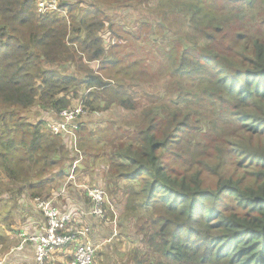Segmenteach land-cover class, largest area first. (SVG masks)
<instances>
[{
	"label": "trees",
	"instance_id": "trees-1",
	"mask_svg": "<svg viewBox=\"0 0 264 264\" xmlns=\"http://www.w3.org/2000/svg\"><path fill=\"white\" fill-rule=\"evenodd\" d=\"M39 1L0 0V180L12 182L19 207L52 198L74 170L95 175L91 188L109 199L105 220L132 238L118 264H264V0H224L227 15L218 0H166L155 27L180 40L155 55V85L145 71L128 74L138 62L117 69L112 50L127 43L115 10L95 3L108 0H58L45 14ZM75 102L87 119L54 134L49 125ZM34 107L44 116L32 123L23 113ZM111 110L129 117L123 127L84 126ZM68 140L77 147L67 150ZM169 149L187 169L180 175L164 160ZM70 185L57 204L75 218Z\"/></svg>",
	"mask_w": 264,
	"mask_h": 264
},
{
	"label": "rangeland",
	"instance_id": "rangeland-1",
	"mask_svg": "<svg viewBox=\"0 0 264 264\" xmlns=\"http://www.w3.org/2000/svg\"><path fill=\"white\" fill-rule=\"evenodd\" d=\"M60 1L63 2L65 0ZM87 1L93 2L90 0ZM111 2L112 1L108 0L103 3L98 1L95 3L105 7H108L109 5L110 8L115 10L110 12L111 18L113 19V24H115L114 28L118 29V33L120 36H122H118V38L120 37V41L127 43L126 46L116 47L112 50L118 53L117 60H120L115 63L122 64L117 66V69L125 68L134 62H138L136 67L130 66V69L127 71L128 74H130V76L133 73L135 75H140L145 71L146 75H144L143 78L155 85L158 67L157 57L155 55L162 56L163 52H168L171 50L172 46L169 43V38L180 40V37L168 33V30L163 31L162 29L155 27L156 19L159 18L160 21H163V19L159 16L158 11L160 7H166V0H163L161 3H159V0H147L146 3L140 0H124L123 3L120 4H113ZM218 3L222 7L221 10L223 11L224 15L231 14L230 11L223 8L224 0H218ZM57 4H59V2ZM37 10L40 13L38 7ZM260 13L263 12L260 10L259 14ZM168 22L171 24L173 20L170 18L168 19ZM173 27L176 29L175 25ZM179 31L184 30L180 28ZM104 38L107 40V42L110 40L111 45L120 42L119 40H116L117 38L110 39V34H106V37ZM194 40H196V38ZM93 66H97V64H94ZM112 68L116 69L113 64H106V72L108 75L114 74ZM146 87L148 86L146 85ZM162 98L164 99L165 97ZM76 103L78 102H75V104ZM78 106H80V104L75 105V107ZM80 108L82 112L80 114L81 117L78 119L79 122L87 119V115L90 113L88 109H84L82 103ZM23 115L26 116V119L32 123L37 122L36 120L39 116H44L43 112L40 114L36 107H34L33 110H27L23 113ZM123 118L128 119L129 117L127 115L122 116L121 112L118 110H111L107 114H103L92 120L85 121L84 126L87 124H89V126L92 128H94L95 125H98V128H109V126H113L117 129L118 127L124 126ZM42 119H44V117H42ZM48 120L51 122L50 118H48ZM106 121L114 122L116 125H109L106 123ZM75 146L76 140L74 142V146L72 145L71 141H66V147L68 148L67 150H70V147H72L71 150L75 149ZM82 156L84 157L83 153ZM177 156H180L179 152H176L175 150L171 151L169 149L164 153V160L171 169H174L175 173L180 175L187 169L184 168L185 166L181 167L178 165L180 160L177 158ZM92 162L93 160L88 156L87 164L90 165ZM96 162L97 164H106L104 163L106 162L105 159H99L96 160ZM106 165L108 168H111L110 164ZM98 167L99 166L94 167L93 170L95 171ZM82 168L83 165H80V169ZM90 173L94 174L92 172ZM101 175L103 176V172ZM90 177H95V175ZM9 181L10 180L8 179H6V181L0 180V264H15L14 261L19 264V259L17 258V255L20 252L18 248L21 243V235H19V233L21 230H23V212H21L23 209L19 207V205L22 206L23 203H21V201L23 198H21L20 204L18 205L19 195L16 194V192L11 191L10 187H13L14 185L11 181ZM87 182H90L91 184L89 179ZM214 183V179L208 180V184L214 185ZM53 188L54 187L52 186L50 191ZM42 195L45 196L47 194L43 193ZM106 222L107 221L104 220V223ZM100 227L102 229H99L98 227L95 229L94 236L100 238L105 237V239L96 242V246L98 247L99 251L98 254L100 252L103 253L100 255L102 259L98 260L99 258H97V262L95 264H118L119 261H122L125 258L126 253L129 251L128 249L132 246V238H125L124 236L122 237V234L120 236V231L118 230L117 225H110L107 222L106 225L100 224ZM129 228L131 229V227ZM112 230L114 231V234L111 236L110 234ZM110 238L111 240L107 242V240ZM112 245L113 251L111 249L107 251L106 246Z\"/></svg>",
	"mask_w": 264,
	"mask_h": 264
},
{
	"label": "built area",
	"instance_id": "built-area-1",
	"mask_svg": "<svg viewBox=\"0 0 264 264\" xmlns=\"http://www.w3.org/2000/svg\"><path fill=\"white\" fill-rule=\"evenodd\" d=\"M58 0H40L37 7L41 14L58 10ZM81 106V105H80ZM80 106L65 109L60 113V121L50 124L49 128L54 134L68 133L67 126L75 124L81 117ZM77 147V146H75ZM78 154L80 152H77ZM79 185L74 170L63 186L61 193L66 191L68 185ZM92 203L90 215L104 221L106 219L105 203L107 194L100 187L85 188ZM58 197H37L30 202L37 213L42 217V222L34 232H25L21 237L19 251L23 250L28 242L35 247L36 264H94L98 247L89 239L90 229L87 227L76 228L71 224L74 222L72 212L62 213L58 204ZM83 242L80 245L79 242ZM70 252L71 259H56L60 253ZM3 264V263H1Z\"/></svg>",
	"mask_w": 264,
	"mask_h": 264
},
{
	"label": "crops",
	"instance_id": "crops-1",
	"mask_svg": "<svg viewBox=\"0 0 264 264\" xmlns=\"http://www.w3.org/2000/svg\"><path fill=\"white\" fill-rule=\"evenodd\" d=\"M80 164H78L77 168L79 167ZM69 175H71V171L69 172ZM75 178H76L78 184L82 185V186L77 187L75 185H70V188L68 190L69 193L66 194L67 195L66 197L68 198L67 201H68L69 207L71 209H76L75 210L76 214L79 213V216H75V218H74L73 227L83 228V227H81V224H86L89 226V228L91 227L92 233L95 234V229L97 227L99 229H102L100 227L101 221L98 220V218L90 215L91 202H90V199L88 197V193H86V189H85L86 187H88V188L93 187L94 185H92V184H94V183H92V182H91V184H90V182L88 183L87 182L88 179L91 181L90 177H86L82 173L78 174L77 171L75 172ZM57 191H58V193H55ZM70 191H73V193H70ZM60 192L61 191L58 189L53 190V192H52L53 197L61 196L59 198V199H61L63 195H61ZM58 200H57V203H58ZM58 206H59V204H58ZM42 221L43 220H42L41 215L39 213H37L36 211H34V208L32 206H30V208H27V209L24 208L23 209V231H28V232L36 231L38 229V227L40 226V223ZM94 239L102 240V238H100V237H94ZM70 255L71 254L69 251H68V253H61V254L59 253L56 256V259L70 260L71 259ZM17 258L19 259V264H36L35 247L31 244L24 245L23 250H21L18 253Z\"/></svg>",
	"mask_w": 264,
	"mask_h": 264
},
{
	"label": "bare ground",
	"instance_id": "bare-ground-1",
	"mask_svg": "<svg viewBox=\"0 0 264 264\" xmlns=\"http://www.w3.org/2000/svg\"><path fill=\"white\" fill-rule=\"evenodd\" d=\"M77 163H78V162H77ZM77 163H76V164H77ZM77 165H78V164H77ZM77 165H76V166H77ZM72 172H73V171H72ZM72 172H71V173H72ZM106 202H109V199H108ZM20 235H22V234H20ZM28 243H29V242H28Z\"/></svg>",
	"mask_w": 264,
	"mask_h": 264
},
{
	"label": "clouds",
	"instance_id": "clouds-1",
	"mask_svg": "<svg viewBox=\"0 0 264 264\" xmlns=\"http://www.w3.org/2000/svg\"><path fill=\"white\" fill-rule=\"evenodd\" d=\"M22 241V240H21Z\"/></svg>",
	"mask_w": 264,
	"mask_h": 264
}]
</instances>
